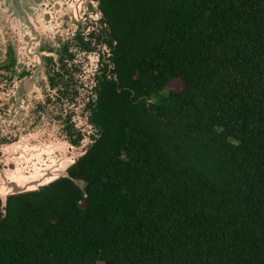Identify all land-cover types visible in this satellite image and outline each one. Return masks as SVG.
I'll use <instances>...</instances> for the list:
<instances>
[{
  "label": "trees",
  "instance_id": "16d2710c",
  "mask_svg": "<svg viewBox=\"0 0 264 264\" xmlns=\"http://www.w3.org/2000/svg\"><path fill=\"white\" fill-rule=\"evenodd\" d=\"M98 8L91 142L5 200L0 264H264V0Z\"/></svg>",
  "mask_w": 264,
  "mask_h": 264
},
{
  "label": "flooded vegetation",
  "instance_id": "af4514ba",
  "mask_svg": "<svg viewBox=\"0 0 264 264\" xmlns=\"http://www.w3.org/2000/svg\"><path fill=\"white\" fill-rule=\"evenodd\" d=\"M17 14V0H0V197L5 200L11 195L3 191L12 190L18 176L49 172L65 158V142L80 143L87 134L81 120L86 112L90 116L98 81L102 75L109 79L110 67L104 29H81L75 39L48 49L45 31L21 28Z\"/></svg>",
  "mask_w": 264,
  "mask_h": 264
},
{
  "label": "water",
  "instance_id": "95a60500",
  "mask_svg": "<svg viewBox=\"0 0 264 264\" xmlns=\"http://www.w3.org/2000/svg\"><path fill=\"white\" fill-rule=\"evenodd\" d=\"M18 23L21 28L30 27V33L45 31L48 49H54L63 41L69 42L75 39L76 33L83 30L106 29L102 20L101 11L98 8V0H17ZM24 32V30H22ZM37 71H34L33 75ZM86 112V111H85ZM83 125L86 126L87 134L93 132L91 124L87 120V112L83 116ZM89 137V136H88ZM84 140L76 146L67 145L65 158L60 159V165L51 167L45 174L33 175L30 179L19 180L13 185V189L7 195H16L30 191H37L40 186H45L50 182L67 177V168L71 166L80 156H82L91 142V138ZM87 145L83 148V146ZM6 196L0 197V210L3 211Z\"/></svg>",
  "mask_w": 264,
  "mask_h": 264
},
{
  "label": "rangeland",
  "instance_id": "374dc122",
  "mask_svg": "<svg viewBox=\"0 0 264 264\" xmlns=\"http://www.w3.org/2000/svg\"><path fill=\"white\" fill-rule=\"evenodd\" d=\"M180 86H179V82L177 81V80H174V81H171L169 84H168V86H167V88H170V89H172V90H176V89H178ZM167 88H165V90L167 89ZM81 125H83V120H81ZM84 128V127H83ZM88 137V134H83L82 135V140H84L82 143L84 144L85 142H87V140H85V139H83V138H87ZM88 138H90V136L88 137ZM81 140V141H82ZM87 145V143L83 146V148L85 147ZM30 177H33V176H28L27 178H20V176H18V181L19 180H27V179H30ZM5 194H7V192H5V191H3ZM1 196H3V193H2V195Z\"/></svg>",
  "mask_w": 264,
  "mask_h": 264
}]
</instances>
